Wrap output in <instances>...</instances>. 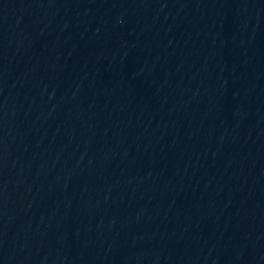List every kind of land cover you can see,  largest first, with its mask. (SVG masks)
Masks as SVG:
<instances>
[{
	"label": "water",
	"instance_id": "water-1",
	"mask_svg": "<svg viewBox=\"0 0 264 264\" xmlns=\"http://www.w3.org/2000/svg\"><path fill=\"white\" fill-rule=\"evenodd\" d=\"M0 264H264V0H0Z\"/></svg>",
	"mask_w": 264,
	"mask_h": 264
}]
</instances>
